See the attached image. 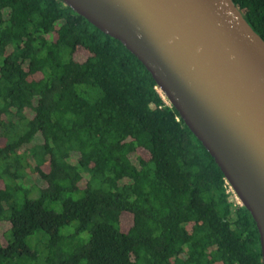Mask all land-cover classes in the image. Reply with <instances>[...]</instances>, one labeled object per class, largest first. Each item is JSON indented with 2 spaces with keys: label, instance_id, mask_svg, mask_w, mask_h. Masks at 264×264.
Returning a JSON list of instances; mask_svg holds the SVG:
<instances>
[{
  "label": "trees",
  "instance_id": "1",
  "mask_svg": "<svg viewBox=\"0 0 264 264\" xmlns=\"http://www.w3.org/2000/svg\"><path fill=\"white\" fill-rule=\"evenodd\" d=\"M232 1L264 40V0ZM35 263L262 264L138 59L60 0H0V264Z\"/></svg>",
  "mask_w": 264,
  "mask_h": 264
},
{
  "label": "water",
  "instance_id": "2",
  "mask_svg": "<svg viewBox=\"0 0 264 264\" xmlns=\"http://www.w3.org/2000/svg\"><path fill=\"white\" fill-rule=\"evenodd\" d=\"M144 66L259 233L264 264V40L232 0H60Z\"/></svg>",
  "mask_w": 264,
  "mask_h": 264
},
{
  "label": "rangeland",
  "instance_id": "3",
  "mask_svg": "<svg viewBox=\"0 0 264 264\" xmlns=\"http://www.w3.org/2000/svg\"><path fill=\"white\" fill-rule=\"evenodd\" d=\"M82 88H83V89H82ZM81 90H84V91H85V92H87V93L89 92V89H87V88H84V87H81L80 91H81ZM85 97H86V96H85ZM87 98H88V97H87ZM88 99H90V100H91L92 98H88ZM237 203H238V202H237ZM35 264H36V263H35Z\"/></svg>",
  "mask_w": 264,
  "mask_h": 264
}]
</instances>
